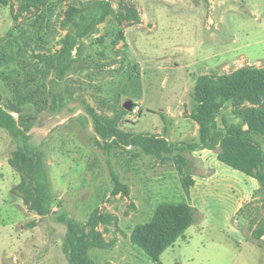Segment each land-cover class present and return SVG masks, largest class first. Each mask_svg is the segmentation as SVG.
Masks as SVG:
<instances>
[{
    "label": "rangeland",
    "instance_id": "obj_1",
    "mask_svg": "<svg viewBox=\"0 0 264 264\" xmlns=\"http://www.w3.org/2000/svg\"><path fill=\"white\" fill-rule=\"evenodd\" d=\"M103 1L0 4V105L16 102L7 82L34 92L20 116L42 150L54 194L51 211L39 216L11 191L20 182L7 162L16 143L0 127V264H69L67 222L85 223L93 211L112 216L97 226L109 246L89 250L96 264H264V189L218 161L219 145L151 154L102 136L90 112L126 134L197 142V77L264 68V0H110L105 17L79 39V54L60 60L64 37L99 16ZM128 9L139 17L117 18ZM126 100L138 106V118L123 113ZM233 109L224 103L214 135L224 124L243 125ZM255 139L264 149V136ZM113 174L126 193L115 190ZM186 177L194 180L188 190ZM182 201L195 207L194 222L153 261L131 232L158 205Z\"/></svg>",
    "mask_w": 264,
    "mask_h": 264
},
{
    "label": "trees",
    "instance_id": "obj_2",
    "mask_svg": "<svg viewBox=\"0 0 264 264\" xmlns=\"http://www.w3.org/2000/svg\"><path fill=\"white\" fill-rule=\"evenodd\" d=\"M9 1L0 0V4H7ZM109 1L102 2L99 16L87 23L77 24L76 34H67L64 37L57 55L60 60L71 55L73 50L79 54V39L105 17L110 9ZM117 15L118 19L139 17L131 9L126 12L119 11ZM7 85L15 95L16 102H12L10 107L0 105V127L6 130L16 143V148L8 158V164L20 173V182L12 187L11 191L19 194L30 210L39 216H45L51 211L54 199L51 180L42 150L29 132L28 119L26 116H20L22 102L33 97L34 92L26 95L21 83L16 80L7 82ZM193 95L197 106L192 118L198 125L199 140L192 144H171L156 135L126 134L114 126L104 125L97 120V115L92 110H88L96 120L97 131L102 136H113L114 139H120L127 144L137 143L151 154H171L184 149L212 150L219 145L216 153L218 161L256 179L264 189V149L255 139L256 135L264 136V68L246 65L228 74L201 75L195 81ZM228 101L233 104L234 114L243 120L246 128L241 124H224V132L217 133L216 136L213 134L216 116ZM134 105L136 104L133 103ZM122 111L127 112L124 109ZM13 112L19 113V117L16 118ZM179 159L183 162L181 156ZM113 181L115 190L126 193V187L119 183L114 174ZM185 181L188 190L194 180L186 177ZM194 213L195 207L185 201L162 203L156 207L151 221L135 226L131 232V242L153 261H159L161 253L182 237L192 225ZM111 218L110 214L93 211L85 223L74 219L67 222L62 251L69 264H96L89 256V250L109 246L97 226L106 224Z\"/></svg>",
    "mask_w": 264,
    "mask_h": 264
},
{
    "label": "built area",
    "instance_id": "obj_3",
    "mask_svg": "<svg viewBox=\"0 0 264 264\" xmlns=\"http://www.w3.org/2000/svg\"><path fill=\"white\" fill-rule=\"evenodd\" d=\"M138 106L136 105H132V108L130 110L127 111L128 117H130L131 119H136L138 118Z\"/></svg>",
    "mask_w": 264,
    "mask_h": 264
},
{
    "label": "water",
    "instance_id": "obj_4",
    "mask_svg": "<svg viewBox=\"0 0 264 264\" xmlns=\"http://www.w3.org/2000/svg\"><path fill=\"white\" fill-rule=\"evenodd\" d=\"M132 105H133V102L131 100H126L123 103L122 107L128 111L132 108Z\"/></svg>",
    "mask_w": 264,
    "mask_h": 264
},
{
    "label": "crops",
    "instance_id": "obj_5",
    "mask_svg": "<svg viewBox=\"0 0 264 264\" xmlns=\"http://www.w3.org/2000/svg\"><path fill=\"white\" fill-rule=\"evenodd\" d=\"M7 162H8V160H7ZM189 228V227H188Z\"/></svg>",
    "mask_w": 264,
    "mask_h": 264
}]
</instances>
